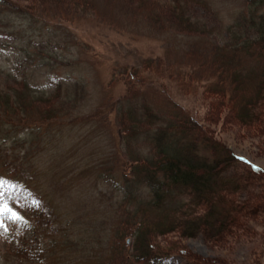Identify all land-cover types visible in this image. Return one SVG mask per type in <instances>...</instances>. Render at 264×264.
I'll list each match as a JSON object with an SVG mask.
<instances>
[{"label": "rangeland", "instance_id": "374dc122", "mask_svg": "<svg viewBox=\"0 0 264 264\" xmlns=\"http://www.w3.org/2000/svg\"><path fill=\"white\" fill-rule=\"evenodd\" d=\"M11 1L19 10L0 5V92L8 91L11 101L23 94L20 82L26 81L32 97L23 94L28 115L36 116V105L54 114L31 129L0 132H9L10 140L0 153L12 160L28 150L30 159L24 184L12 175L14 167L0 166V264H100L108 254L125 207L121 178L129 146L120 109L128 107L123 98L134 94L132 89L138 92L131 106L150 107L151 115L160 116L153 109L171 103L197 116L216 142L219 160H233L222 164H228L222 174L228 171L241 181L216 183L219 205L232 209L229 218L222 220L217 208L221 217L209 233L200 235L199 229L189 235L177 228L154 234L160 251L175 254V264H264V59L256 46L252 55L226 58L211 50V42H226V29L243 11L244 0L193 5L190 27L166 0H68L86 1L89 9L81 13L71 6L69 22H62L54 0ZM202 21L210 31L196 36L192 32L202 29ZM203 57L218 60L222 76L231 77L233 84H222L235 88L231 100L227 91L216 102L205 93L208 84H217V74L200 67ZM259 80L256 98L251 86ZM129 145L132 152L146 153L145 144ZM0 161L12 163L2 155ZM9 198L26 203L28 213L18 215ZM209 206L206 199L190 205L200 215ZM132 242L130 235L121 240L125 250ZM179 249L195 262L178 256Z\"/></svg>", "mask_w": 264, "mask_h": 264}, {"label": "trees", "instance_id": "16d2710c", "mask_svg": "<svg viewBox=\"0 0 264 264\" xmlns=\"http://www.w3.org/2000/svg\"><path fill=\"white\" fill-rule=\"evenodd\" d=\"M54 1V6L57 5L61 16L65 17L62 22L71 20L69 18V15L72 14L70 11L71 6L81 11V13L89 11L86 1H81V4L68 0ZM166 1L177 14L178 19L189 27L193 25V21L190 19V17H193L190 13L191 7L193 5L204 6L206 4V0ZM42 4L44 3L42 2ZM0 5L8 9L19 10L20 8V5H16L11 0H0ZM60 13L58 12V14ZM200 23H202V29L192 32L196 36H203L210 31L207 29L206 22L202 21ZM231 24L230 28H225L229 32L227 31L226 42L223 45L217 46L214 42H211L212 53L220 51L221 54L225 55V58L226 56L233 57V55L240 54L252 55L251 50L253 46H256L255 49L259 53V55L257 53V56L264 59V0H244L243 11L239 13L234 23ZM213 57L216 59L217 56ZM215 59L211 57L208 62L204 57L202 59L198 58L200 67H205L208 75H212L213 72L217 74L215 77L217 78V84H208L203 89L206 94L209 92L213 96L215 102L217 100L215 97H223V91H227L226 97L231 100L233 97L232 93L236 91L233 90L235 88L230 86L233 81H230L232 80L229 77L230 75L228 76L229 79H227V75L226 77L222 76L221 73H225L223 65ZM147 67L145 66V68ZM128 73L126 75L130 79V74ZM9 75H11L14 82L20 80L17 75ZM134 76H136L138 82L142 81V75H138L135 71ZM8 80H10L9 77ZM226 81L231 82L230 84L228 83L227 89L226 85H222L226 84ZM260 81L255 82V85L251 86V94H256V98L262 90ZM20 83L21 87L24 88L23 90H26L25 92L22 91L23 94L26 97H30L31 91L29 90L28 82ZM133 91L134 94L127 92L126 97L123 98L128 107L120 109L124 117V121L121 122L125 136L123 139L124 141L127 140L129 146L124 153V160L127 162V172L121 178L123 194L121 203L125 207L122 209V217L118 222L119 229H117L118 232L115 234V241H111L108 254L99 263L175 264L172 256L175 254L161 252V247L154 242V234L163 235L177 228L182 229L183 233L189 235L197 234L199 229L200 235L211 232V228L213 226L216 227V222L221 217L219 216L220 213L217 214L216 209L223 211V217H225H222V220H225L227 216L229 218L232 210L230 207L226 206L223 208L219 205L222 197L219 196L216 183L219 180L221 183H231L238 186L241 185V181L237 179L236 174L232 175L228 171L227 174H222L227 170V165L232 164L233 160L231 158L219 160L217 149L215 148L217 144L203 132V126L197 116L191 111L169 102L168 107L163 106L164 108L157 107L153 109L161 113V117L153 113L151 115L148 113L150 107L137 108L135 107L136 105L131 106L133 105L132 101L135 99L134 95H137L138 90L132 89ZM8 93L6 90L0 92V132L6 131L8 128H11V130L19 128L24 130L31 129L32 126L40 125L41 121L38 120L42 119L45 121L53 117L54 113L52 110L44 112V109L37 105L33 108L36 116H29L28 111H26L29 101H23L26 97L23 94L20 97L14 95V98L9 101ZM122 103L123 106L120 105V108L125 107L124 102ZM8 137L9 132L1 133L0 146L5 144L6 147L10 143ZM17 141L15 142L17 143ZM131 141L145 144L144 146L147 145L146 153L140 155L137 152H132L129 145ZM15 142L14 145L16 144ZM25 142L23 141L22 146L24 150ZM169 145L172 147H169ZM1 152L0 155L5 160L9 158L12 162L11 164H4V162L0 161L1 169L2 166L4 168L14 167L12 175L18 176H16V179H18L19 184H24L25 180H29L30 175L26 174L28 162L30 161L27 157L28 150H25L24 153L12 160L8 153ZM10 154L12 156L15 155L13 152ZM235 161L246 165L244 161L238 159ZM227 162L229 163L226 166L222 165ZM247 166L249 167V165ZM11 170H7L8 173ZM3 172L7 173L5 170ZM142 188L145 189V192L144 190L142 191ZM22 192L25 193V190L22 189ZM11 193L15 194L12 189ZM14 198H9V200H14L13 207L17 214L28 213V206L20 201L22 198L19 197L20 200ZM204 199L210 205L209 208L203 215L195 213L198 207L191 208L190 205L194 206L195 204V206H198ZM126 235L133 237L131 250H125L121 244L122 238ZM178 251L176 252L178 256L180 255V257L191 262L192 260L194 261V257L191 255L187 258L185 250L179 249Z\"/></svg>", "mask_w": 264, "mask_h": 264}, {"label": "snow or ice", "instance_id": "6c2138e0", "mask_svg": "<svg viewBox=\"0 0 264 264\" xmlns=\"http://www.w3.org/2000/svg\"><path fill=\"white\" fill-rule=\"evenodd\" d=\"M0 196H2V193H0ZM2 211H3V206L0 205V213H2Z\"/></svg>", "mask_w": 264, "mask_h": 264}]
</instances>
